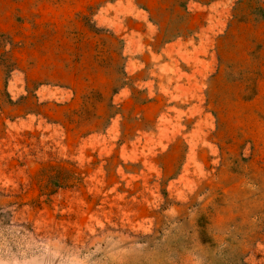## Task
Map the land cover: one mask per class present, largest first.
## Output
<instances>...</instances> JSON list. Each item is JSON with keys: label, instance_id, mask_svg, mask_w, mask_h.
<instances>
[{"label": "rangeland", "instance_id": "1", "mask_svg": "<svg viewBox=\"0 0 264 264\" xmlns=\"http://www.w3.org/2000/svg\"><path fill=\"white\" fill-rule=\"evenodd\" d=\"M264 264V0H0V259Z\"/></svg>", "mask_w": 264, "mask_h": 264}, {"label": "clouds", "instance_id": "2", "mask_svg": "<svg viewBox=\"0 0 264 264\" xmlns=\"http://www.w3.org/2000/svg\"><path fill=\"white\" fill-rule=\"evenodd\" d=\"M59 252L49 245L36 242L28 248L13 250L7 260L0 259V264H84L69 260H58Z\"/></svg>", "mask_w": 264, "mask_h": 264}]
</instances>
